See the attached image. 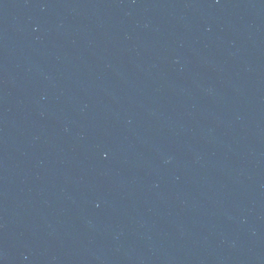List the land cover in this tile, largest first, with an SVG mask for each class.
I'll use <instances>...</instances> for the list:
<instances>
[{
  "label": "water",
  "instance_id": "1",
  "mask_svg": "<svg viewBox=\"0 0 264 264\" xmlns=\"http://www.w3.org/2000/svg\"><path fill=\"white\" fill-rule=\"evenodd\" d=\"M0 264H264V0H0Z\"/></svg>",
  "mask_w": 264,
  "mask_h": 264
}]
</instances>
